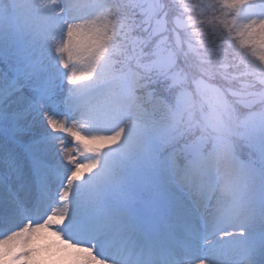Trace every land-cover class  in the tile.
Returning <instances> with one entry per match:
<instances>
[{
	"label": "snow or ice",
	"instance_id": "snow-or-ice-1",
	"mask_svg": "<svg viewBox=\"0 0 264 264\" xmlns=\"http://www.w3.org/2000/svg\"><path fill=\"white\" fill-rule=\"evenodd\" d=\"M0 264H264V0H0Z\"/></svg>",
	"mask_w": 264,
	"mask_h": 264
},
{
	"label": "rangeland",
	"instance_id": "rangeland-1",
	"mask_svg": "<svg viewBox=\"0 0 264 264\" xmlns=\"http://www.w3.org/2000/svg\"><path fill=\"white\" fill-rule=\"evenodd\" d=\"M54 238L52 237H48L47 239H44V240H40L38 241L39 244L41 245H44V246H47V245H50L52 242H53ZM42 255L44 257H47L48 256V251L47 249L45 248V250L42 252ZM53 259H55V257H53Z\"/></svg>",
	"mask_w": 264,
	"mask_h": 264
}]
</instances>
